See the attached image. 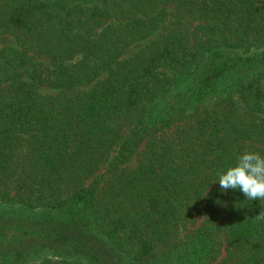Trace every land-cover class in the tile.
I'll return each instance as SVG.
<instances>
[{"label": "trees", "instance_id": "obj_1", "mask_svg": "<svg viewBox=\"0 0 264 264\" xmlns=\"http://www.w3.org/2000/svg\"><path fill=\"white\" fill-rule=\"evenodd\" d=\"M245 151L264 0H0V211L63 247L29 264H264V200L217 181Z\"/></svg>", "mask_w": 264, "mask_h": 264}, {"label": "rangeland", "instance_id": "obj_2", "mask_svg": "<svg viewBox=\"0 0 264 264\" xmlns=\"http://www.w3.org/2000/svg\"><path fill=\"white\" fill-rule=\"evenodd\" d=\"M90 87L91 84L82 88L88 89ZM39 90L42 94H55L57 92L56 89L44 86H40ZM135 159V157L131 158L127 164L133 167ZM27 217L26 213L20 214L16 209L9 207H4L0 211V259H2V255H8L12 260L29 264L42 256L62 257L61 249L63 247L59 243L34 237V235L39 234L35 232L37 226H34L32 221L27 220ZM10 224L21 226L20 231L9 228Z\"/></svg>", "mask_w": 264, "mask_h": 264}, {"label": "clouds", "instance_id": "obj_3", "mask_svg": "<svg viewBox=\"0 0 264 264\" xmlns=\"http://www.w3.org/2000/svg\"><path fill=\"white\" fill-rule=\"evenodd\" d=\"M217 181L222 190L239 189L248 200H264V155L245 151L234 165L218 174ZM254 219L264 220V213Z\"/></svg>", "mask_w": 264, "mask_h": 264}]
</instances>
